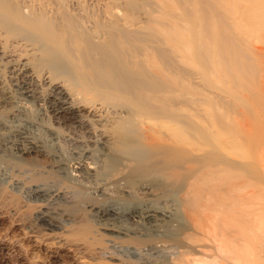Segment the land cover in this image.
Returning a JSON list of instances; mask_svg holds the SVG:
<instances>
[{
    "label": "bare ground",
    "instance_id": "bare-ground-1",
    "mask_svg": "<svg viewBox=\"0 0 264 264\" xmlns=\"http://www.w3.org/2000/svg\"><path fill=\"white\" fill-rule=\"evenodd\" d=\"M261 30H264V0H0V77L4 71L2 68L6 65L9 67L8 70L11 74L10 80L13 79L18 82L14 83L17 87L16 94L13 92L15 96L8 95L11 100L9 101L7 97L9 103L5 102L8 106H11L9 108L14 112L5 120L0 118V187H2L1 182H4L9 183L12 187L22 189L27 198L22 200L18 197L19 202L13 210L20 213L29 209H37L40 213L38 216L41 218L40 225L44 228L41 233L35 232L37 231L35 230L14 234L16 232L15 226L10 225L7 234L0 237V249H5L10 244L16 246L20 257H22L18 264H31L32 261L27 257L29 247L30 251L34 253L54 254L55 258L64 260L63 264H87V262H83L84 260H78L75 257L76 253L95 254L99 250L97 249L98 246L101 249L103 245L109 246L102 243L106 237L110 243L126 246L139 258L144 257L143 259H146L150 256L151 264H264V78L261 79L260 83V79L257 80V85L253 83L255 86L252 85L251 87V83H247V86L250 87H245L246 90L249 88L251 91L250 98H247L250 103L247 102L250 110L246 108L249 110H247L248 115L244 112L246 109L240 111L246 113L245 115L254 124V126L251 125L252 122L249 121L253 130L250 129L247 134L248 151L244 147L247 153L241 154L240 149L242 148H239L240 151H238V146L234 147L239 142L233 144L234 140L230 141L227 138L230 136L225 135L224 130L219 131L221 127L219 124L224 122L226 124H224V127L231 125L236 128L238 126L236 129L232 128V131L238 132L237 130L242 127L241 124L244 121L242 117H245L242 113H235L236 116L231 113L234 116L232 118L225 111L222 115L224 108L228 106L227 109L231 108L230 110H233L234 101L237 103L240 99L241 102L244 100L242 97H247L246 94H241L243 96L238 98V90L234 89L235 85L230 89H228L230 86L223 89L224 92L230 93V96H234L235 99L230 96L228 97L232 99L228 97L226 99L225 93H217L218 99L214 101L217 104L215 106L222 109L219 112L217 111L219 114L221 112V116L217 115L219 121L223 119V116L227 120L223 119L224 122H219L215 127L216 129L211 128L216 122L212 125L213 121L211 126L209 125L215 133H209L211 136L214 135V142H210L212 147L221 150L220 152L230 160L236 162L240 159L239 163L243 161V165L244 163L248 164L250 173L247 175V180L245 178L244 181L247 190L244 193L242 192L241 195L235 194L234 189H237V186H241L240 184H244V182L240 183L239 180L236 183L240 184L232 182L236 173L234 174L232 168H230L231 171L230 169L225 170L230 167L228 165L224 170L226 175H231L229 177L225 175L226 178H222V181L218 180L220 176H216L220 173L219 169L225 167L222 163L223 167L215 166L216 170L213 167L207 168L208 170L205 168L200 169L203 172L202 175L196 169L200 174L194 177L191 175L193 178L191 177L192 180L187 182V190L184 194H181L179 199L174 197L171 206L169 202V204L166 202L168 204L166 206L161 204L163 207H160V205L159 207L155 206V202L154 205H150L148 200L151 199H148L146 203L124 208L126 210H123V205L120 206V204H114L108 208L106 206L101 207V209L91 202L87 204L89 209L82 206L86 209L85 211L83 209V212H79V214L77 212L74 215L69 213L70 205L77 202L74 203L73 201L77 199L75 194L78 192L74 191L76 186L74 184L78 183L79 185L82 181L79 182L76 176L86 178L89 182V179L95 174L92 171L94 169L92 163H96L92 162L94 157L92 156L93 159H91L88 155H80L79 158L75 157L72 160L66 159L67 157L64 158L61 153L53 148L54 146L51 147L54 141L51 144L49 138H47L48 133L53 132V126L46 121L49 113L47 112L46 115L44 108H40L37 112L39 110L41 112L35 119L30 118V115L26 113V107L29 106V103L35 101L39 104L45 100L41 95H38L40 92L37 93L36 85L40 84L41 88L47 85L54 91V95L56 93L58 96L53 95L55 99L51 101H55V105H52L53 116H56L55 118L58 121L65 118L75 124L79 121L77 120L78 112L82 109L77 110L78 103L73 97L78 98L84 91L85 96H87L86 99H83L84 101H88L89 95L93 94L92 98L98 95L101 100L109 99V104L107 105L104 101L105 104L103 105L114 109L102 110L99 106L97 108L95 104L92 109L94 112L92 113L96 116L95 119L99 118L98 121L94 120L99 124L101 122L102 128L104 127L105 131L108 132L104 131L102 133L104 134V138H102L104 141L101 139L102 143H100L101 150H105V152L102 151L108 157L110 155L111 158H116L114 155L126 154V157L130 155L128 158L133 159L132 156L136 158L133 154V148L140 143H138L135 136L136 132H140V135L138 134V137L142 138L140 140L148 143L145 146L147 151L149 150L150 156L152 155L155 158L156 153L159 155L158 162L162 157L159 154L160 150L161 153L163 150L161 146L159 150L158 144L166 146L169 143L164 144V142H170L171 139L176 144L180 142L182 147L186 146L192 149V151L190 150L192 155L199 152V154L197 153L199 157L202 154L201 151L204 152L210 149L207 148L209 143L207 146V142L203 145L205 141L202 142L201 137L200 143L203 144H198V141L194 142V140H197L196 137L194 140L189 139L190 137L183 135L184 133L178 131L179 129L172 128L170 122H167L169 120H166L164 124L160 122L162 126L160 125L159 129H155L157 126L154 127L151 121V119H154L152 115L156 110V105L154 106L155 95L153 86L148 79L153 76H164L167 80V86L170 87L171 77L167 74L163 75L162 67L159 65L161 61H167L168 66L165 64L163 67H169V64L172 63L174 66V61L169 63V60L173 59L198 68L202 73L201 80L204 79L205 82L210 79V83H212L216 79L214 77L217 76L216 83H219L220 79L218 81V78L219 76L221 78L222 75L221 81L223 80V82L220 81V89L221 86L225 85L224 79L226 77L224 75L226 73H228L226 76H230L229 81L230 78H233L232 82L237 80L235 84H243L241 86L244 87L243 81L238 83L243 79H240V77L249 75L248 72L251 75L253 73L257 75L256 72L261 67L259 66L260 62L258 64L257 60L264 64V47H262L263 49L261 47V49H257V46L256 48H254L255 45L251 46L253 40L258 37L257 35L261 34ZM258 38L261 39L260 35ZM255 42L257 43L256 40ZM252 47L253 51H251ZM7 58L11 59L8 60ZM60 59H66L69 62V71L58 72L61 71L58 70L61 69L58 63ZM44 64L47 66H44ZM177 65L178 63L175 66ZM262 66L264 67V65ZM219 69L223 70V74ZM55 70H58L57 73ZM142 71L143 75L141 74ZM67 74H70V77H67ZM197 74L199 73L197 72ZM255 75L254 78H250L253 79L250 82L256 81L258 76L256 78ZM139 78L145 80L142 86ZM244 79H247V77ZM72 80L75 82L73 81V83ZM79 80L82 81L81 85ZM78 82L77 87L79 85L83 87V91L78 93L79 95L75 93L74 89V86L77 85L75 83ZM0 86L4 87L3 85ZM13 90L15 91V89ZM69 91L72 92L73 97L69 94ZM73 93L77 95L74 96ZM41 98L43 99L41 100ZM100 99L98 98V100ZM167 99L168 97L165 96L166 102ZM233 99L234 101H232ZM78 100L81 102V99ZM98 100L96 98V103H98ZM89 101L88 104L91 103ZM124 101H126L125 104ZM127 101L132 103L129 111L126 112L130 117L127 118L129 120H125L124 116L126 115L123 114L128 109L120 110L119 107L123 103L126 108ZM92 102L95 101L92 100ZM145 104H147V109ZM141 106L145 110H142ZM3 107L6 108L7 106ZM116 107H119V109ZM216 107H214L215 110ZM96 109L100 111H96ZM149 109L153 113L146 116ZM209 109L211 110V108ZM204 111L207 110L204 109ZM50 115L49 117H52ZM81 118L85 121V117ZM228 119L233 125L227 123V121L229 122ZM240 119L243 121L241 122ZM201 121H204V119ZM124 123L140 124V127L137 128L136 126V128H141L142 131L135 130V126H132V128L131 125L127 127ZM57 128L54 130L57 131ZM243 129L242 127L241 130ZM208 131L210 132V130ZM126 132L131 135L135 134L132 135L134 139L127 137ZM176 133H180V135L174 137ZM59 134H57L58 138ZM238 134L240 135V133ZM223 136H227L228 140L224 139ZM236 138H239V136ZM236 140L238 141V139ZM135 143L136 145H133ZM112 145H115V148ZM156 145L158 150L155 148ZM210 146L211 144H209ZM152 147L154 148L152 149ZM162 154L164 155V152ZM156 158L153 161L155 163L157 162L155 161ZM224 160L226 159L224 158ZM162 161L164 162L163 159ZM132 166L130 167L129 162L126 161L121 168L116 169L114 167L115 170L113 169V172L107 173V177L103 176L104 179L102 178V180L105 182L103 185L116 186L123 196L139 193L145 198L154 196V191L158 192V188L160 189L166 185L161 178V174H158L160 173L158 172L159 169H156L154 173L155 170L151 172L153 168L151 170L150 166L142 168L138 164ZM161 170L163 171V169ZM206 170L209 171V174ZM227 171H230V173H227ZM205 172L207 174H204ZM141 174L151 177L159 175L162 181H160L161 179H155L151 182L149 180L141 181L143 180L139 179ZM166 175L168 174L163 175V177ZM238 175V177L244 176V174ZM212 176L218 178V182ZM95 178V180L98 179L97 175ZM211 179L212 182L214 179L216 183L213 182V184ZM163 183L165 184L163 185ZM6 190L3 188L0 193L2 194ZM82 191H79V193ZM99 191L100 189L96 190V193H99ZM83 193L82 195L85 194ZM155 196L157 197V195ZM168 200L166 199V201ZM82 204H85V202ZM76 205H78V202ZM179 208L182 209L185 215L184 219L181 215H178ZM92 211L98 212V216ZM90 212L95 215H92V217L96 218L97 224L94 223L97 228L92 225V219L89 217ZM240 212L244 213L243 217L248 215V218L246 216L242 220L241 215V218H237L238 214H241ZM59 216H62L59 219L65 221V224H61L62 221L57 220ZM124 218L129 220L131 225L125 224L126 221L123 222L122 220ZM93 220L95 221L94 218ZM26 244H29L27 248ZM34 255L33 257H36ZM40 260L38 264H44V259Z\"/></svg>",
    "mask_w": 264,
    "mask_h": 264
},
{
    "label": "rangeland",
    "instance_id": "rangeland-1",
    "mask_svg": "<svg viewBox=\"0 0 264 264\" xmlns=\"http://www.w3.org/2000/svg\"><path fill=\"white\" fill-rule=\"evenodd\" d=\"M263 31V32H262ZM261 34L263 33V37L261 36V34H259L260 35V37H261V39L260 38H258L259 37V35H257L258 37V40H257V38L256 39H254L253 40V42H254V44H253V42L251 43V46H254V48H256V46H257V49H261L262 47H264V30H261V32H260ZM263 38V39H262ZM255 40L257 41V43L255 42ZM260 40V41H259ZM259 41V42H258ZM256 43V44H255ZM253 44V45H252ZM259 47V48H258ZM261 47V48H260ZM263 49V48H262ZM264 50V49H263ZM251 51H253V47H252V49H251ZM1 56V55H0ZM8 57V56H7ZM8 59V58H7ZM11 58H9L8 60H10ZM172 60V61H171ZM171 60H169L170 62L169 63H172L173 61H174V63H175V65L178 63V67L177 66H173V63L172 64H169V67H163L165 64L167 65V61H161V63H160V67H162V70H163V75H165V74H167V75H169L170 77H171V86L170 87H168L167 86V80L164 78V76L163 77H157V76H153V77H151L150 79H148L149 81H150V83L152 84V86H153V89H154V95H155V103H154V106H155V108H156V110H154V113H153V111L151 112L150 111V109L148 110V112H146V113H148V114H146V116H148L149 114H152L153 113V115H152V118H154V119H151V121H152V123L154 124V127L155 126H157V127H155V129L156 128H158L159 129V127H161L162 126V123L164 124V123H166V120H169V121H167L168 123L170 122V125L172 126V128H176L175 130H177V129H179L178 131H182V134L183 135H185L186 137H190L189 139H192V140H194L195 139V137L197 138V140H194V142H197L198 144H203V145H205V143H206V146H207V144L209 143V144H211V146L209 147V144H208V146H207V148H210V149H207V151L205 150H203L204 152H206V153H204V152H200V153H202V154H200L199 155V157H198V154H199V152H197L196 153V155L195 154H193L192 155V149H189V147L187 148L186 146L184 147H182V144H180V142L178 143V144H176V142H174L172 139H171V141L170 142H164V144H166V143H169L168 145L166 144V146L164 145V146H162V144L160 145V144H158V147H159V150H160V146H161V148L163 149L162 150V153L164 152V155L161 153V150H160V153H159V151H157L158 150V147H157V145L155 146V148H157V152L159 153V154H161L162 155V157L160 158V160H161V162H160V160H159V162H158V159H159V155H157V153L155 154V156L156 157H158V158H156V160L155 161H157L156 163L155 162H153L154 161V156H150V152H148L147 151V147L145 146L146 144L148 145V143L147 142H145V141H143V140H140V139H142L141 137H138V134L140 135V132H134L135 134H132V135H135L136 137H137V140H138V143L139 144H137L136 145V143L135 144H133V145H136V147H134L133 148V154L135 155V157L138 159V160H135L136 158H134V156H132L133 157V159L132 158H128V156H130V155H128L127 157H126V154L124 155V154H117V156L116 155H114L116 158H111V156L109 155V157H108V155H106L104 152H105V150H101V147H100V143H102V141H101V139L102 138H104V134H102V133H104V131H105V129H104V127L102 128V123L100 122V124L97 122L98 120H99V118L97 119H95V115L93 114L94 112H93V105L95 104V106H97V108H99L100 107V109H102V110H107L108 108H109V110H114V109H110V107L109 106H107L108 104H109V99H107L106 98V100L108 101V103H107V101L106 100H101L100 99V96H98L97 95V97H95V95H94V97L95 98H92L93 97V94L92 95H89L90 97H88L87 99H88V101L90 100V99H92L93 101H95V102H92V100H90L89 101V103L90 104H88V101L86 100V101H84L83 99H86V97L87 96H85V92L83 91V87L82 86H80L81 85V82L82 81H80L79 80V82H80V85H79V87H77L78 86V84H79V82L78 83H75V84H77V85H75L74 86V89H75V93H81V91H83V93L81 94V95H79L78 96V98L77 97H73L71 94H72V92H70L69 94L73 97V99H75V101L77 100V105H78V109L77 110H79V108H80V110L81 111H79L78 112V119L77 120H79V121H77V123H75V124H73V122H69L68 120H66L65 118L64 119H59V121H58V119H56L55 117L56 116H53V114L54 113H52V109H53V107H52V105H55L54 104V102L55 101H53V102H51L53 99H55V97H58L57 96V94L55 93V95H54V91L51 89V88H49L47 85H44V87H40V84H37L36 86L37 87H35V88H37L36 90H37V93H39L38 95L40 96L41 95V97H43V98H45V100H43V101H41L39 104L36 102L35 103V101H33L32 103H29L27 106L28 107H26L27 109H26V113L28 114V115H30L29 117L31 118V117H33L34 119H35V117H37V116H39V112H41L40 110H39V112H37L38 111V109H40V108H44V110H45V112H46V115L48 114V116H47V118H46V121L49 123V124H51L53 127H52V129H53V132H51V133H48V137L47 138H49V140H50V143L52 144V142H53V144H52V146L51 147H53L57 152H59V153H61L63 156H64V158H66V159H68V160H72V159H75V157L76 158H79L80 157V155L81 156H86V155H88V157H91V159H93V157H94V159L92 160V162L94 161V162H96L95 164L94 163H92V166L94 167V169L92 170V171H94L93 173H95L94 174V176H92L90 179H89V182H87V180H86V178L84 179V178H81V177H77L76 176V178H77V180L80 182V180H82L81 181V183H79V185H78V183H76V184H74V185H76V186H78V187H74V191L76 192V191H78V192H76V194H75V198H77V199H75V200H73L74 201V203L77 201L78 202V205H79V207H78V205H76V203L75 204H71L70 205V208L68 209V210H72V209H74V210H72L71 212L69 211V213H72L73 215L74 214H76L77 212V214H79V212H83V209H84V211L88 208L87 207V204L88 203H91L92 202V204L93 203H95L96 204V206H98V208H103V207H105L106 206V208H108V207H110V206H112V205H119L120 204V206H122V208H123V210H126V209H124V208H130V207H132L131 205H135V204H142V203H146L147 202V200L148 199H151V200H148V203H150V205H154L155 203V206L157 205L158 207H159V205H160V207H163L164 205L166 206V205H168L169 203H171L172 202V199L175 197V199H179V197H181V194H184V192L187 190V188H186V186H187V182H189V181H191L192 180V178L194 177V176H196V175H199L200 173L199 172H201V175H202V169H207V168H209V167H213V168H215V166H217V167H223V166H225V167H223L221 170L219 169V172L220 173H218V176H216V177H219V179L218 180H221L222 178L224 179V178H226V176H230L231 174H228V175H226V171L225 170H228V169H230V168H232L234 171V174L236 173V175H235V178H233L232 179V182L234 183H236V182H239L240 181V183H242V181L244 182L245 181V178H246V180H247V175L250 173V171H249V168H248V164H246V163H244V165H243V161L242 162H240L239 163V161H240V159L239 160H237L236 162H235V160H230V158L228 159V157L226 158L225 157V155L222 153V152H220L221 150H219V149H214V147H212V143H210V142H214L213 140H214V135H212L213 136V139H212V136H211V134L213 133V131L211 130V128L213 129H216L215 127H217L216 125H218L219 124V122H221V121H223L224 122V120H225V118H224V116H223V119H221L220 121H219V119H218V116H221L220 114H221V112H220V114L218 113L219 111H221L222 109H218V107H216L217 106V104L214 102V101H217V99H218V96H217V93L218 94H223V93H225L224 95H226V99H227V97L228 96H230L231 94L230 93H226V92H224V90L223 89H225L226 88V86H230L228 89H230L231 87H233L234 85H235V88L234 89H237L238 90V92H237V95L239 96L238 98H241L243 95H245V96H247L246 98H244V97H242L244 100H242L241 102H240V99H239V102H237V103H235V101H234V99H235V97L233 96H230V97H232V98H234L232 101H234V104H233V110H230V109H227V107L226 108H224L223 110H222V115H223V112L225 111V113H227L228 115H229V117L230 118H232V117H234L233 115L236 113H242V115L243 116H245V117H242L243 118V120L245 121H243V120H241L240 119V121L242 122V127L244 128L243 130H241L242 129V127H240L239 129H240V131H239V129L237 130L238 132H236L235 130H233L232 131V126L231 125H227V127L225 126L224 127V124H225V122L224 123H222V124H219V125H221V127H220V129H219V131L221 130V132L224 130L225 131V135L227 134L228 136H232L231 138L230 137H227V136H223V138L224 139H229L230 141H233V144L234 143H237V142H239V143H237V145L235 144L234 145V147L235 146H238L237 148V150L238 151H240L241 150V154H244V152L245 153H247V143H248V137H247V134L250 132V129H252L250 126L253 124V122H252V120H249L248 119V114H249V112H247V110L249 109L248 107H250L249 105H248V103H249V101H248V99L250 98V95H251V91L249 90V88H247L248 90H246L245 89V87H250V86H247L248 84L247 83H251V87H252V85H257L258 84V82H257V80H259V83H260V81H261V79H263L264 77H263V72H264V70H262L264 67L262 66V65H264V64H262L261 63V61H259V60H257V63L259 64V62H260V64H259V66H261V67H259L258 68V71H259V74H258V71L256 72L257 73V75H255L254 73H253V75H251V73L250 72H248L249 73V75H247L248 73L246 72V75L247 76H245V77H247V79H244L245 77H243V76H241L240 74H238L239 76H241L240 77V79L241 78H243V79H241L240 81H238V83L239 82H241V81H243V83H244V87H242L243 86V84H241V85H239L238 83V85H236L235 84V82H237V78L234 80L235 82H232L233 80V78H230V81H229V77L228 76H226L228 73H224L225 75V79H224V83H225V85H223V87L221 86V89H220V86L219 85H221L220 84V81H221V79H222V75H221V78H220V76H219V78H218V81H219V79H220V81H219V83H216V79H217V76L216 77H214V78H216V79H214L213 81H212V83L213 82H215V83H210V79H209V81H204V79H202L201 80V74L202 73H200L201 71L200 70H198V68H194V66H189V64H187V63H183V62H179L178 60H173V59H171ZM176 61V62H175ZM178 61V62H177ZM5 63V62H4ZM59 64H60V68L61 69H58V70H61V71H58V70H55L56 71V73H57V71L59 72V73H61V72H63V71H69L68 69H69V62H67V60L65 59H60L59 60V62H58ZM183 63V64H182ZM46 64H47V62H46ZM159 64V63H158ZM181 64V65H180ZM48 65V64H47ZM47 65H45L44 64V66H47ZM170 65H172L171 67H170ZM180 65V66H179ZM186 65V66H185ZM188 65V66H187ZM4 66V65H3ZM168 66V65H167ZM182 66V67H181ZM6 67V68H5ZM5 67L4 68H2L4 71H3V73H1V77H0V80H3V81H0V85H3L4 87H2V86H0V106H1V104H2V106H1V108H0V118L2 119H7V118H9V116H11L12 114L11 113H13L14 112V110H10V108L9 107H11V106H8L7 104L9 103L8 102V98H9V101L11 100V98H10V96H15L14 94H16V82L17 81H15V80H13V79H11L10 80V78H11V74H10V72H9V70H8V66H6L5 65ZM187 67V68H186ZM184 68V69H183ZM261 68V69H260ZM219 70H221V69H219ZM8 71V72H7ZM200 74H197V72ZM223 70H221V72H222ZM261 71V72H260ZM220 72V71H219ZM220 72V73H221ZM224 72H226V71H224ZM228 72V71H227ZM219 73V74H220ZM74 74V73H73ZM141 74L143 75V71L141 72ZM222 74H223V72H222ZM245 74V73H244ZM261 74V75H260ZM10 77H9V76ZM70 75V74H69ZM68 74H67V77L69 76ZM72 75V74H71ZM75 75V74H74ZM237 75V73L235 74V76ZM252 77H251V76ZM254 75L256 76V78H257V76H258V78L256 79V81L255 82H250L251 80L253 81V79H250V78H254ZM259 75H260V77H259ZM224 76H223V78H224ZM239 76H238V78H239ZM250 76V77H249ZM70 77V76H69ZM72 77V76H71ZM75 77V76H74ZM228 77V78H227ZM210 78V77H209ZM213 78V77H212ZM250 80H249V79ZM40 79V78H39ZM42 79V78H41ZM75 80H76V78H74ZM79 79V78H78ZM140 79V84H141V86L144 84V78H139ZM227 79H228V81H227ZM254 79V80H255ZM9 80V81H8ZM57 80H59V79H57ZM212 80V79H211ZM248 80H249V82H248ZM12 81V82H11ZM15 81V82H14ZM74 80H72V82H73ZM198 81V82H197ZM205 82V85H204V82ZM217 81V82H218ZM246 81V82H245ZM75 82V81H74ZM73 82V83H74ZM223 82V80L221 81V83ZM2 83V84H1ZM12 83V84H11ZM15 83V84H14ZM18 83V82H17ZM233 83V84H232ZM242 83V82H241ZM254 83V84H253ZM257 83V84H256ZM14 84V85H13ZM210 84V85H209ZM216 84V85H215ZM227 84V85H226ZM246 85V86H245ZM254 85V86H255ZM11 86V87H10ZM43 86V85H42ZM13 87V88H12ZM9 88V89H8ZM12 88V89H11ZM45 88V89H44ZM77 88V89H76ZM239 88L241 89L240 91H239ZM13 89H15V91L13 90ZM40 89V90H39ZM44 89V91H42L41 92V90H43ZM217 89V90H216ZM11 90V91H10ZM13 90V91H12ZM77 90V91H76ZM223 90V91H222ZM242 90H244L243 92H242ZM246 90V91H245ZM39 91V92H38ZM51 91V93H49ZM53 91V92H52ZM72 91H73V89H72ZM250 91V92H249ZM10 92H12V93H10ZM13 92H14V94H13ZM74 92V91H73ZM242 92V93H241ZM9 93V94H8ZM45 96H43L42 94ZM48 93V94H47ZM11 94V95H10ZM13 94V95H12ZM46 94V95H45ZM51 96H50V95ZM74 94V93H73ZM77 94H74V96L75 95H77ZM229 94V95H228ZM241 94H243V95H241ZM4 95H7V96H4ZM8 95H10L9 97H8ZM37 95V96H38ZM47 95H49V96H47ZM55 97H54V96ZM217 97H216V96ZM249 95V96H248ZM83 97V98H81V97ZM92 96V97H91ZM165 96H167L168 97V99H167V102L165 101ZM215 96V97H214ZM7 99H5V98ZM8 97V98H7ZM47 97V98H46ZM49 97H50V99H49ZM80 97V98H79ZM85 97V98H84ZM206 97V98H205ZM209 97H210V99H209ZM230 97H228V98H230ZM249 97V98H248ZM43 98H41V100L43 99ZM77 98V99H76ZM90 98V99H89ZM96 98H97V100H98V98L100 99V100H98V103H96L97 101H96ZM189 98V99H188ZM198 98V99H197ZM205 98V99H204ZM208 98V99H207ZM214 98H215V100H214ZM232 98H230V99H232ZM248 98V99H247ZM72 99V98H71ZM78 99H81V102H80V100H78ZM193 99V100H192ZM212 99V100H211ZM229 99V100H230ZM197 100V101H196ZM206 102H205V101ZM211 100V101H210ZM247 100V101H246ZM45 101V102H44ZM105 101V103L107 104V105H103V104H105V103H103ZM112 101H114L113 99H112ZM231 101V102H232ZM5 102H7V104L5 103ZM42 102H44V103H42ZM47 102V103H46ZM51 102V103H50ZM84 102V103H83ZM99 102H101V103H99ZM115 102V101H114ZM125 102L126 101H124V104H125ZM144 102V101H143ZM207 102H209V103H207ZM213 102V103H212ZM230 102V101H229ZM248 102V103H247ZM81 103V104H80ZM85 103H87V104H85ZM145 103V102H144ZM190 103V104H189ZM201 103V104H200ZM36 104V105H35ZM45 104V106L43 107V105ZM50 104H51V106H50ZM97 104V105H96ZM128 104V105H127ZM127 104H126V108H125V106L123 105V103H121V105L119 106L120 107V110H127V111H125V113L123 112V114L124 115H126V116H124L125 117V120H129V119H127V118H130L128 115H127V113L126 112H128L129 111V109H130V106H132V103L131 102H128L127 101ZM192 104V105H191ZM207 104H209V105H207ZM211 104H212V106H211ZM236 104H239V105H236ZM241 104V105H240ZM250 104V103H249ZM40 105V106H39ZM141 105H143V104H141ZM146 105V109H147V104H145ZM153 105V104H152ZM163 105H164V107H163ZM166 105V106H165ZM199 105V106H198ZM216 105V106H215ZM3 106H7L6 108H4ZM47 106V107H46ZM50 106V107H49ZM91 106H92V108H91ZM99 106V107H98ZM111 106V105H110ZM122 106V107H121ZM129 106V107H128ZM144 106V105H143ZM204 106V107H203ZM231 106V105H230ZM229 106V107H230ZM238 106V107H237ZM240 106H242V107H240ZM48 108V110H46V108ZM119 107H116V108H118L119 109ZM145 107V106H144ZM201 107H203V108H201ZM213 107V108H212ZM214 107H216V110H215V108ZM245 107V108H244ZM143 107L141 106V109H142ZM149 108V107H148ZM196 108V109H195ZM209 108H211V110L209 109ZM246 108H248V109H246ZM204 109L205 110H207V111H204ZM236 109H237V111H236ZM246 109V110H245ZM27 110H28V112H27ZM94 110H95V108H94ZM98 109H96V111H97ZM142 110H145L144 108L142 109ZM210 110V111H209ZM213 110H215V111H213ZM227 110V111H226ZM229 110H230V112H229ZM240 110H242V111H244V112H246L247 113V115H245L246 113H244V112H242V111H240ZM250 110V109H249ZM248 110V111H249ZM11 111V112H10ZM50 111V112H49ZM88 111V112H87ZM98 111H100V110H98ZM209 111V112H208ZM218 111V112H217ZM232 111V112H231ZM234 111V112H233ZM48 112V113H47ZM93 112V113H92ZM145 112H144V115H145ZM149 112H151V113H149ZM199 112V113H198ZM214 113V115H212L213 113ZM81 115H80V114ZM216 113V114H215ZM231 113L233 114V115H231ZM36 114V115H35ZM51 114V115H50ZM197 114V115H196ZM210 114V115H209ZM219 114V115H218ZM236 114H235V116H236ZM49 115L50 116H52V117H49ZM94 116V117H91V116ZM212 115V116H211ZM218 115V116H217ZM227 115V116H228ZM128 116V117H127ZM145 116V117H146ZM247 116V117H246ZM28 117V116H27ZM28 117V118H29ZM49 117V118H48ZM81 117H85L84 119H85V121L81 118ZM88 117V118H87ZM91 117V118H90ZM144 117V118H145ZM201 117V118H200ZM205 117V118H204ZM32 118V119H33ZM52 120H51V119ZM200 118V119H199ZM227 118V117H226ZM239 118H241V117H239ZM245 118H246V120H245ZM50 119V120H49ZM55 119V120H54ZM90 119V120H89ZM97 120V121H95V120ZM145 119H147V120H149L148 118H145ZM145 119H143V120H145ZM199 119V120H198ZM204 119V121H201V120H203ZM54 120V121H53ZM57 120V121H56ZM217 120V121H216ZM227 120V119H226ZM225 120V121H226ZM229 120V119H228ZM231 120H234V119H231ZM50 121V122H49ZM61 121V122H60ZM63 121V122H62ZM93 121V122H92ZM120 121H121V119H120ZM214 121V122H213ZM249 121H250V123H251V125H250V123H249ZM160 122H162V123H160ZM204 122H205V125H204ZM207 122V123H206ZM210 124H209V123ZM213 122V123H212ZM216 122V124L214 125V123ZM60 123V124H59ZM97 123H98V126H97ZM176 123V124H175ZM178 123V124H177ZM211 123H212V125H214L213 127L211 126ZM227 123H229V124H232V122L230 123V120H229V122L227 121ZM124 124H126V123H124ZM128 124V125H127ZM126 124V126L128 127V126H130L131 128H132V126H135V130L138 128V126L140 127V124H136V125H133V123L131 124H129V123H127ZM173 124V125H172ZM208 124V125H207ZM248 124V125H247ZM76 125V126H75ZM161 125V126H160ZM206 126L207 127V130H206V127H204V126ZM211 126V128H210V126ZM226 125V124H225ZM233 125V124H232ZM245 125V126H244ZM125 126V127H126ZM136 126H137V128H136ZM177 126H178V128H177ZM201 126H202V128H201ZM230 127V132H229V127ZM253 126H254V124H253ZM57 127H59V128H57ZM234 127H236V126H234ZM238 127V126H237ZM236 127V128H237ZM250 127V128H249ZM55 128H57V131H55L56 129ZM183 128V129H182ZM236 128H233V129H236ZM55 129V130H54ZM100 130V131H99ZM138 131L140 130V131H142L141 130V128H139V129H137ZM184 130V131H183ZM208 130H210V132L208 131ZM253 130V129H252ZM55 131V132H54ZM203 133H202V132ZM232 131V132H231ZM105 132H107V131H105ZM176 132V131H175ZM244 134H243V133ZM55 133H56V135H55ZM60 133V134H59ZM62 133V134H61ZM108 133V132H107ZM209 133H211V134H209ZM236 133V134H235ZM238 133H240V135H242V136H240ZM57 134H59V138H58V135ZM98 134V135H97ZM128 136H127V135ZM126 136L127 137H129L130 139H134V136H132L131 134H129L128 132H126ZM196 134V135H195ZM209 134V135H208ZM213 134H215V133H213ZM238 134V135H237ZM49 135H50V137H49ZM178 135H180V133L179 134H175V136L174 137H176V136H178ZM204 135V136H203ZM208 135V136H207ZM243 135H244V137H243ZM95 136V137H94ZM184 136V137H185ZM237 136H239V138H236V139H238V141L235 139V137H237ZM246 136V137H245ZM136 137H135V139H136ZM202 138V142L203 141H205V142H203V143H200L201 142V138ZM227 137V138H226ZM240 137H242V138H240ZM54 139V140H51V139ZM55 138H57V139H55ZM58 139H60V140H58ZM68 139V140H67ZM227 139V140H228ZM232 139V140H231ZM240 139V140H239ZM98 140H100V141H98ZM103 140V139H102ZM136 140V141H137ZM212 140V141H211ZM244 140V141H243ZM55 141H59L58 143L57 142H55ZM104 141V140H103ZM241 141H242V143H241ZM62 142V143H61ZM99 143V145H97V143ZM142 142H144V143H142ZM216 142V141H215ZM247 142V143H246ZM49 143V142H48ZM55 143V144H54ZM50 144V145H51ZM56 144H58L57 146H56ZM239 144V145H238ZM241 144V145H240ZM62 145V146H61ZM139 145V146H138ZM173 147H172V146ZM232 145V144H231ZM243 145H245V146H243ZM114 148H115V145H112ZM121 146V145H120ZM150 146V145H149ZM149 146H148V148H149ZM169 146H171V147H169ZM176 146V147H175ZM233 146V145H232ZM239 146H241V147H239ZM249 146V145H248ZM61 147V148H60ZM86 147H89V148H86ZM145 147V148H144ZM212 147V148H211ZM244 147H246V150H245V148ZM81 148V149H80ZM154 147H152V149H153ZM167 148V150H165V149ZM239 148H242V149H240L239 150ZM80 149V150H79ZM84 149V150H83ZM185 149V150H184ZM206 149V148H205ZM213 149V150H212ZM243 149H244V151H243ZM59 150V151H58ZM92 150H93V153H92ZM99 150V151H98ZM155 150V149H154ZM177 150V151H176ZM191 150V151H190ZM65 151V152H64ZM78 151V152H77ZM155 151V152H156ZM166 152V153H165ZM170 154H169V153ZM175 152V153H174ZM194 152V151H193ZM64 153V154H63ZM106 153H108V152H106ZM110 153V152H109ZM195 153V152H194ZM224 155H222V154ZM91 154V155H90ZM152 154V153H151ZM165 154H166V156H165ZM121 157H120V156ZM202 155V156H201ZM207 155V156H206ZM79 156V157H78ZM93 156V157H92ZM113 156V155H112ZM195 156H197V157H195ZM124 157V158H123ZM126 157V158H125ZM122 158H123V160H122ZM149 158V159H148ZM150 158H152V159H150ZM224 158L226 159V160H224ZM90 159V160H91ZM109 159V160H108ZM162 159L164 160V162L162 161ZM195 159V160H194ZM236 159H238V158H236ZM96 160V161H95ZM217 160V161H216ZM118 161V162H117ZM126 162V161H128L129 162V164H130V167L132 166V165H134V166H136L137 164H138V166L139 167H144L146 164V166H150V169L152 170V168H153V170L151 171V172H153L154 170V173L156 172V169L158 170L159 169V171L158 172H160V173H158V174H161V178L163 179V182H165L166 183V185L163 187H161L160 189L158 188V192L157 191H154L155 192V194H154V196H150V197H142V195L141 194H139V193H136V194H134V195H131V196H123V195H121L120 194V192H119V188H117L116 186H112V185H108V184H105V185H103L105 182H103V180H102V178H103V176L104 177H107V173H110L111 171L113 172L114 170H115V168L117 169V168H121V166H122V164L123 163H120V162ZM154 163V165H155V167H154V165H153V163ZM174 161V162H173ZM215 161V162H214ZM91 162V161H90ZM138 162V163H137ZM141 162H142V164H141ZM150 163V165H149V163ZM189 162V163H188ZM229 162V163H228ZM245 162V161H244ZM120 163V164H119ZM134 163V164H133ZM135 163H137V164H135ZM140 163V164H139ZM144 163H146V164H144ZM158 163V164H157ZM197 163V164H196ZM224 165H223V164ZM228 163V164H227ZM231 163V164H230ZM242 163V164H241ZM143 164H144V166H143ZM152 164V165H151ZM230 164V165H229ZM117 165V166H116ZM141 165V166H140ZM187 165V166H186ZM221 165V166H220ZM223 165V166H222ZM226 165H228V166H230L229 168L227 167V169H225L226 168ZM120 166V167H119ZM134 166H132V167H134ZM145 166V167H146ZM151 166H153V167H151ZM232 166V167H231ZM115 167V168H114ZM247 167V168H246ZM96 168V169H95ZM180 168V169H179ZM187 168V169H186ZM213 168H211V169H213ZM246 168V169H245ZM98 169V170H97ZM114 169V170H113ZM161 169H163V171H165V172H163ZM196 169H198L199 170V172H197V170ZM201 169V170H200ZM210 169V168H209ZM218 169V168H217ZM225 169V170H224ZM232 169H230V171L232 170ZM145 170V169H144ZM196 170V171H195ZM208 170V169H207ZM206 170V172H208V174H209V171H207ZM215 170H216V168H215ZM96 171V172H95ZM178 171V172H177ZM205 171V170H204ZM230 171L228 172L227 171V173H230ZM98 172V173H97ZM204 173V174H207V173ZM224 172V173H223ZM248 172V173H247ZM97 173V174H96ZM168 174V175H166L165 177H163V175H165V174ZM171 174V176H170V174ZM175 173H177V174H175ZM195 175H194V174ZM197 173V174H196ZM232 173V172H231ZM103 174V175H102ZM106 174V175H105ZM163 174V175H162ZM217 174V173H216ZM215 174V175H216ZM238 174H240V176L242 175V174H244V176L242 177H238L239 175ZM96 175H97V177H98V179L97 180H95L96 178ZM109 175V174H108ZM157 175V174H156ZM193 177H192V176ZM226 175V176H225ZM142 176V177H141ZM237 176V177H236ZM141 177V178H140ZM192 177V178H191ZM198 177V176H197ZM154 180H153V179ZM160 178V176L158 175V176H149V175H145V174H141L140 176H139V179L141 180V179H143V180H141V181H148L149 180V182H151V181H155V179H161ZM191 178V179H190ZM212 178H215V176L213 177L212 176ZM242 178V179H241ZM93 179V180H92ZM100 179V180H99ZM104 179V178H103ZM162 179L160 180V181H162ZM216 178H215V180H217ZM218 180L216 181V182H218ZM237 180H239V181H237ZM91 181V182H90ZM101 181H102V183H101ZM172 181V182H171ZM222 181V180H221ZM95 182V183H94ZM211 182H212V179H211ZM213 182H214V179H213ZM212 182V183H213ZM216 182H214V183H216ZM2 183V187H0L1 189H7L5 192H3L2 194L0 193V237H3V235L5 234H7V230H8V227L10 226V225H14L15 226V229H16V232L14 233V234H21V233H23V232H30V231H35V230H37V231H35V232H42L43 230H44V228H43V226H41L40 225V221H41V218H40V216H38V215H40V213L38 212V210L37 209H29L28 211H23V212H20V213H18V212H15L14 210H13V208L14 207H16V205H17V202H19V199H22V200H25L27 197L25 196L26 194L24 193V191H22V189H20V188H18V187H12L9 183H4V182H1ZM91 183V184H90ZM97 183H99L98 184V186L100 185L101 187H98L97 186ZM165 183H163V185L165 184ZM213 183V184H214ZM240 183H236V184H240ZM95 184H96V187L98 188H96L95 187ZM93 185V186H92ZM241 186H237V189L235 188L234 189V192H236L235 194L236 195H241L242 194V192L244 193L246 190H247V185L245 184V182H244V184L242 183V184H240ZM244 185V186H243ZM245 185H246V187H245ZM80 186V187H79ZM108 186V187H107ZM182 186V187H181ZM83 188L82 190L80 189L79 190V188ZM102 187H104V188H102ZM239 187V188H238ZM242 187H245V188H242ZM86 188V189H85ZM165 188V189H164ZM242 188V189H241ZM0 189V190H1ZM75 189H78V190H75ZM93 189H96V190H99L100 189V191H99V193L97 192L96 193V190H94L93 191ZM157 189V188H156ZM163 189H164V192H163ZM103 190V191H102ZM117 190V191H116ZM240 190V191H239ZM10 191V192H9ZM79 191H82V192H80L79 193ZM86 191V192H85ZM160 191H161V193H160ZM85 194H84V193ZM90 192V193H89ZM95 192V193H94ZM101 192V193H100ZM103 192V193H102ZM105 192V193H104ZM166 192V193H165ZM233 192V193H234ZM82 193L84 194V195H82ZM80 196H79V195ZM86 194H87V196H86ZM101 195V196H100ZM155 195H157V197L155 196ZM163 195V196H162ZM196 195H198V194H196ZM196 195H195V197H196ZM18 197H19V199H18ZM84 197H86V198H84ZM154 197V198H153ZM164 197V198H163ZM178 197V198H177ZM199 197V196H198ZM237 197H239V196H237ZM25 198V199H24ZM145 199V200H144ZM158 199V200H157ZM166 199L168 200V201H166ZM199 199V198H198ZM18 200V201H17ZM82 200V201H81ZM153 200V201H152ZM165 200V201H164ZM174 200V199H173ZM116 201V202H115ZM152 203H151V202ZM84 203L85 202V204H86V206H85V204H82V203ZM110 202V203H109ZM114 202V203H113ZM155 202V203H154ZM168 204H167V203ZM94 204V205H95ZM111 204V205H110ZM163 206H162V205ZM173 203H171V204H169L170 206L172 205ZM82 206L83 207H85V208H82ZM130 206V207H129ZM101 208V209H102ZM78 209V210H77ZM89 209V208H88ZM180 209V208H179ZM181 211V212H180ZM92 212H94V214H97L98 212H95V211H92ZM92 212H90L89 213V217H91V222H93V224L92 225H94V227H96V224H97V221H96V218L95 217H92V215H93V213ZM179 213H178V215H181V217L184 219L185 218V215H184V213H183V211H182V209H180L179 211H178ZM239 212V211H238ZM241 214H238V216H237V218H241L240 217V215L243 217V215H244V213H242V212H240ZM71 214V215H72ZM91 215V216H90ZM93 216H95V215H93ZM97 216H98V214H97ZM247 216V218H248V215H246ZM246 216H244L243 218H241L242 220L244 219V218H246ZM59 218H62V216H59L58 218H57V220L60 222V221H62L61 222V224H65L66 222L65 221H63V220H60ZM93 218L95 219V221L93 220ZM123 220V222H125V224H127V225H131V223H130V221L129 220H127V219H122ZM10 221V222H9ZM183 221V220H182ZM94 222H96V224L94 223ZM98 226V225H97ZM10 228V227H9ZM97 228V227H96ZM18 230V231H17ZM42 230V231H41ZM37 234V233H36ZM2 235V236H1ZM4 235V236H5ZM106 239V240H105ZM103 241H105V242H103ZM102 241V243H106L105 245H109V246H104V248H103V246H102V249H101V247L100 246H98V247H100V248H98L97 247V249H99L98 251H96L95 252V254H85V253H76L74 256L76 257V258H78V260H81V261H83V262H87V264H131V261L133 262L132 264H151V259H150V256H148L149 258H146V259H143L144 257H141V258H139V256H137L132 250H130V249H128L126 246L124 247V245H118V244H116V243H110L108 240H107V238L105 237L104 238V240ZM109 242V243H108ZM27 246H29V244H26V248H27ZM121 246H123V247H121ZM106 247V248H105ZM121 247V248H120ZM28 251H29V255L27 256L28 257V259H30V261H32L31 262V264H38V262H39V260L40 259H44V264H63L64 263V260L62 259H58V258H55L53 255L54 254H48V253H46V252H40L39 254L38 253H34L33 251H30V247H29V249H28ZM32 252V253H31ZM42 253V254H41ZM97 253V254H96ZM134 253V254H133ZM20 253L18 252V249H17V247L16 246H14V245H8L5 249H0V264H18V263H20V261H21V259H22V257H20V255H19ZM35 254V255H34ZM37 254V255H36ZM165 254V253H164ZM33 255L34 256H36V257H33ZM92 255V256H91ZM96 255V256H95ZM104 255V256H103ZM40 256V257H39ZM46 256V257H45ZM86 259H85V258ZM138 257V258H137ZM80 258V259H79ZM84 258V259H83ZM96 258V259H95ZM19 261H17V260ZM55 259V260H54ZM17 261V262H16ZM34 261V262H33ZM41 261V260H40ZM107 261V262H106ZM129 261V262H128ZM63 262V263H62ZM89 262V263H88ZM105 262V263H104ZM148 262V263H147Z\"/></svg>",
    "mask_w": 264,
    "mask_h": 264
}]
</instances>
